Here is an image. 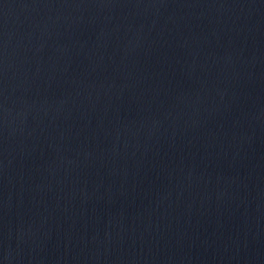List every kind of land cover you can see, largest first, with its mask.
<instances>
[{"label":"water","instance_id":"95a60500","mask_svg":"<svg viewBox=\"0 0 264 264\" xmlns=\"http://www.w3.org/2000/svg\"><path fill=\"white\" fill-rule=\"evenodd\" d=\"M0 264H264V0H0Z\"/></svg>","mask_w":264,"mask_h":264}]
</instances>
